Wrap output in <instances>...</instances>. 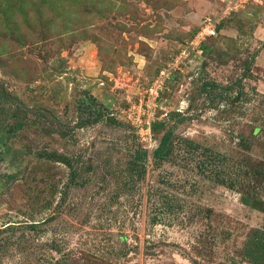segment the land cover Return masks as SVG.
<instances>
[{
  "label": "rangeland",
  "instance_id": "1",
  "mask_svg": "<svg viewBox=\"0 0 264 264\" xmlns=\"http://www.w3.org/2000/svg\"><path fill=\"white\" fill-rule=\"evenodd\" d=\"M207 18L216 36L166 81L148 145L127 110ZM263 28L264 0H0V264H248Z\"/></svg>",
  "mask_w": 264,
  "mask_h": 264
},
{
  "label": "built area",
  "instance_id": "2",
  "mask_svg": "<svg viewBox=\"0 0 264 264\" xmlns=\"http://www.w3.org/2000/svg\"><path fill=\"white\" fill-rule=\"evenodd\" d=\"M220 20L218 19H211L207 18L202 21L198 31L190 40L189 44L186 48L181 49L176 57L172 59V63L170 67L159 71V73L152 79V81L147 85L146 89L144 90L143 97L138 101V109L135 108L136 106L129 107L127 110V115L129 112L132 114H136V122L144 123L139 126L140 129L149 128L148 134L149 141L148 145L151 144V126L153 122L156 121L157 114L156 110L158 109V101L160 99V94L165 86L166 81L171 77L173 73L179 70V65L185 60L189 55L197 54L200 55L202 45L210 38L216 36V28L219 24ZM136 109V111H133ZM139 129L138 127H136Z\"/></svg>",
  "mask_w": 264,
  "mask_h": 264
},
{
  "label": "trees",
  "instance_id": "3",
  "mask_svg": "<svg viewBox=\"0 0 264 264\" xmlns=\"http://www.w3.org/2000/svg\"><path fill=\"white\" fill-rule=\"evenodd\" d=\"M218 27V26H217ZM214 38V37H213ZM213 38L208 39L201 47L202 51H209V46H207V42L212 40ZM171 133L167 132L165 133L158 141V145L156 148L151 152L150 156L146 154L145 151H138L137 156L134 159V162L132 164V168L135 169L136 174L138 177L141 178V168L142 173L144 171L145 163L151 164L153 168L160 165V163L164 160H166L170 154L172 153L171 145L172 141H170ZM180 144H185V146L189 145L191 146V142L188 140H181ZM144 162V164H143ZM139 172V173H138ZM136 177V178H138ZM240 202L242 205L251 208L252 210H255L257 212H260L262 215H264V202L260 199H257L256 197L250 196V195H240ZM153 222H157V219H154ZM40 224H34L30 225L31 228H36ZM17 226H11L7 225L4 227V229H15ZM2 229V230H4ZM1 231V230H0ZM3 245V244H2ZM0 245V249H1ZM243 259L248 264H264V230L263 229H255L252 230L247 237L246 241L243 243Z\"/></svg>",
  "mask_w": 264,
  "mask_h": 264
},
{
  "label": "crops",
  "instance_id": "4",
  "mask_svg": "<svg viewBox=\"0 0 264 264\" xmlns=\"http://www.w3.org/2000/svg\"><path fill=\"white\" fill-rule=\"evenodd\" d=\"M263 29H264V28H263ZM261 38H262V39H261ZM260 40H262L263 45H264V34H263L262 37H260ZM260 51H262V53L264 54V46L261 48ZM263 62H264V60H263ZM261 200L264 202V195L261 197ZM263 230H264V229H263Z\"/></svg>",
  "mask_w": 264,
  "mask_h": 264
}]
</instances>
